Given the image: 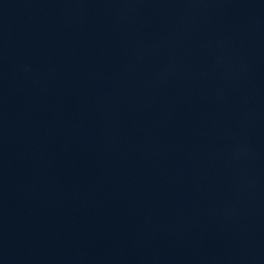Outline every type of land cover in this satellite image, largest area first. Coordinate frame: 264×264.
Wrapping results in <instances>:
<instances>
[{
  "label": "water",
  "instance_id": "1",
  "mask_svg": "<svg viewBox=\"0 0 264 264\" xmlns=\"http://www.w3.org/2000/svg\"><path fill=\"white\" fill-rule=\"evenodd\" d=\"M0 264H264V0H0Z\"/></svg>",
  "mask_w": 264,
  "mask_h": 264
}]
</instances>
